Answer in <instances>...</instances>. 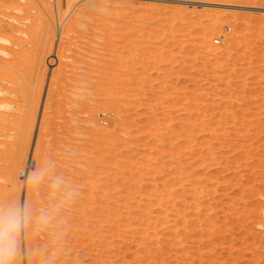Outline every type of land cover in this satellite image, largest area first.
<instances>
[{"label":"rangeland","instance_id":"1","mask_svg":"<svg viewBox=\"0 0 264 264\" xmlns=\"http://www.w3.org/2000/svg\"><path fill=\"white\" fill-rule=\"evenodd\" d=\"M1 91L0 264H264V0H0Z\"/></svg>","mask_w":264,"mask_h":264},{"label":"bare ground","instance_id":"2","mask_svg":"<svg viewBox=\"0 0 264 264\" xmlns=\"http://www.w3.org/2000/svg\"><path fill=\"white\" fill-rule=\"evenodd\" d=\"M32 2H33V1H32ZM92 3H93V2H92ZM1 96H2V97H0V107L5 108V109L9 108L10 106L7 107L8 103L5 102L4 100H2V99H5V97H4L5 95H4V92H3V91H1ZM0 118H3V119L1 120L2 122H0V136H3V134L5 133V131H6V129H7V124H8L7 121H8V120L5 118V115H3V114H1V113H0ZM0 145H5V142L0 140ZM7 154H8V152H6V151H0V156H1V157H0V169H3V168L6 167V166H5V163H4V166H5V167L2 166V163L8 160V159H7V160L4 159V158L6 157ZM6 158H7V157H6ZM79 164H80V163H79ZM9 166H10V165H9ZM7 167H8V166H7ZM7 167H6V168H7ZM6 168H5V170L8 171V169H6ZM9 168H10V167H9ZM11 169H12V168H11ZM55 175H56V174H54V176H55ZM52 176H53V174H52ZM54 176H53V177H54ZM56 176H57V175H56ZM56 176H55V177H56ZM12 177H13V176H12ZM53 177L50 176V179H52ZM53 179H54V178H53ZM55 179H56V178H55ZM55 179H54V180H55ZM48 181H49V179H48ZM96 181H98V179H97ZM50 182H51V181H50ZM52 182H53V180H52ZM65 183L67 184L68 182H65ZM66 184H65V185H66ZM69 184H71V183L69 182ZM82 184H83V186H84L85 183H82ZM82 184H80V185H82ZM80 185H78V186H79L78 188H81ZM14 186H15V185H14ZM42 186H43V185H42ZM42 186H41V190H42V191H40L41 194H42V197H43V195H44V196L47 195V196L49 197L50 195H48V194H50V193L46 194V192H49V191L52 192V189L49 188V191H46L47 189L45 188L44 191H43ZM48 186H49V185H48ZM67 186H68V184H67ZM69 186H70V185H69ZM69 186H68V187H69ZM83 186H82V187H83ZM61 187H62V189H63L64 186H63V185H62V186L59 185V188H61ZM68 187H66V189H67ZM39 188H40V187H38V190H39ZM64 189H65V188H64ZM74 189H75L76 191L79 190V189H76V188H74ZM74 189H73V192L75 193L76 191H74ZM0 190H1V187H0ZM56 190H57V189H56ZM69 190H70V191H67V192L70 194V192L72 191V188L69 189ZM57 191H63V192H64V190H60V189H58ZM6 192H7V191H6ZM12 192H13V190H12ZM63 192H60V195L58 194L59 192H57V194L59 195L58 198H60V196L62 197V193H63ZM79 192H80V191H78L77 194H79V195H80V193L82 194V192H80V193H79ZM44 193H45V194H44ZM71 193H72V192H71ZM1 194L3 195L4 193H1ZM1 194H0V198L2 197ZM8 194H9V192H8ZM28 194H30V193H28ZM34 194H35V193H34ZM51 194H54V193L52 192ZM55 194H56V193H55ZM55 194L52 195V196L54 197ZM64 194H66V191H65V193H63V197H65ZM75 194H76V193H75ZM77 194H76V195H77ZM4 195H5V194H4ZM15 195H16V194H15ZM66 195H68V194H66ZM76 195H75V196H76ZM12 196H13V194H12ZM56 196H57V195H56ZM72 196H73V195H72ZM38 197H40V195H39ZM63 197H62V199L60 198V202H62L61 200H66V203H68L69 200L66 198L67 196L65 197V199H63ZM69 197H70V195H69ZM77 197H78V200H79L80 197H79L78 195H77ZM43 198H44V197H43ZM58 198L56 197V200H58ZM72 198H74V196H73ZM51 199H52V197H51ZM74 199H75V198H74ZM52 200H53V199H52ZM67 200H68V201H67ZM71 201H73V200L71 199ZM71 201H70V203H71ZM76 201H77V200H76ZM51 202H52V201H51ZM55 202L58 203L59 200H58V201H55ZM55 202H52L51 204L54 205ZM73 202H75V200H74ZM56 203H55V205H56ZM63 203L66 204L65 202H63ZM59 204H61V203H59ZM53 205H52V207H53ZM60 206H61V205H58L57 207H60ZM54 207H55V206H54ZM50 211H51V209H50Z\"/></svg>","mask_w":264,"mask_h":264}]
</instances>
